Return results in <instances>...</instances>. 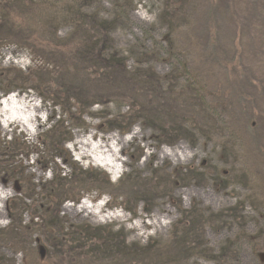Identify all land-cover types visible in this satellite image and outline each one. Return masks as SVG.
<instances>
[{
    "label": "rangeland",
    "instance_id": "1",
    "mask_svg": "<svg viewBox=\"0 0 264 264\" xmlns=\"http://www.w3.org/2000/svg\"><path fill=\"white\" fill-rule=\"evenodd\" d=\"M7 9L21 26L0 16V99L31 97L40 113L32 134L0 127V264H264V0ZM97 36L87 68L73 61ZM133 133L117 177L78 161V140ZM82 202L128 221L95 223L74 214Z\"/></svg>",
    "mask_w": 264,
    "mask_h": 264
},
{
    "label": "bare ground",
    "instance_id": "2",
    "mask_svg": "<svg viewBox=\"0 0 264 264\" xmlns=\"http://www.w3.org/2000/svg\"><path fill=\"white\" fill-rule=\"evenodd\" d=\"M39 113L40 107L31 97L12 93L8 97L0 99V127L3 131L7 132L13 125H17L22 128L23 132L32 134V128L38 121ZM134 137L135 133L127 138L114 137L111 141L102 139L97 142L84 138L76 142L74 150L78 153V161L87 160L93 166L104 170L113 177H117L122 173V167L125 164L121 160L120 155L123 152V148L131 141L130 139ZM163 156L166 159L178 162L186 161L188 158L184 153L170 151L163 152ZM5 197V194L0 190V203ZM104 208V205L92 206L90 202H82L75 209L74 214L83 215L84 218L99 224H106L112 221L126 223L128 221L126 216L116 212L104 215ZM66 210L73 211V207L69 205ZM149 226L157 230H163L167 227V224L155 218ZM146 228L147 226L137 223L129 227V230L137 232L135 237L140 239L144 237Z\"/></svg>",
    "mask_w": 264,
    "mask_h": 264
},
{
    "label": "trees",
    "instance_id": "3",
    "mask_svg": "<svg viewBox=\"0 0 264 264\" xmlns=\"http://www.w3.org/2000/svg\"><path fill=\"white\" fill-rule=\"evenodd\" d=\"M9 9V8H8ZM5 10V12H2L1 13V19L3 20L2 22H4V23H13L12 24V26L13 27H17V28H20V23L19 22H14L13 21V17H11L10 15V11L9 10ZM16 18V17H15ZM14 18V19H15ZM96 40H95V42H94V44L93 45H87L86 43H82L81 45H78V48H77V51L73 54V56H71V57H73V61H75L76 63H79V64H82V65H84L85 66V68H87L86 67V65L85 64H83V63H87V62H85V61H89V58H84L83 59V57H85V56H82V51L81 50H84V49H93V50H95V49H97L99 46H100V44H102L103 43V40H102V38L101 37H99V36H97L96 38H95ZM93 41V40H92ZM89 42H91L90 40H89ZM89 42H88V44H89ZM87 45V46H86ZM92 46V47H91ZM107 62H109V64H107ZM104 64L105 65H107L106 66V68L107 69H113V67H112V64H111V62H110V60H108V61H105L104 62ZM120 71L119 72H113L111 75H117L116 73H118L119 75H122V74H120V73H122L121 72V70H123V68H118ZM102 76V78H104L105 80H108V74H102L101 75ZM11 92V90H8L6 93H10ZM136 122H133L132 124H130V127H132L134 124H135ZM127 134V133H126ZM81 172V171H80ZM83 173V172H82ZM104 175V174H103ZM99 176H102V174L101 175H99ZM103 177H105V176H103ZM106 178V177H105ZM107 179V178H106ZM8 180H11V178H10V175H9V178H8ZM63 181V180H62ZM107 184L108 185H111L110 184V182L107 180ZM50 193H51V196H50V198H49V202H50V204L52 205V204H56V201H55V199H56V196L54 195V193H55V191L52 189L51 191H50ZM31 197V196H30ZM67 201H73L72 199H69V198H66V199H63V201H62V203L60 204V205H62V204H64L65 202H67ZM74 201H76V200H74ZM77 202V201H76ZM59 205V206H60ZM58 214V213H57Z\"/></svg>",
    "mask_w": 264,
    "mask_h": 264
},
{
    "label": "clouds",
    "instance_id": "4",
    "mask_svg": "<svg viewBox=\"0 0 264 264\" xmlns=\"http://www.w3.org/2000/svg\"><path fill=\"white\" fill-rule=\"evenodd\" d=\"M8 194H10V191H9V193ZM6 223V222H5Z\"/></svg>",
    "mask_w": 264,
    "mask_h": 264
}]
</instances>
